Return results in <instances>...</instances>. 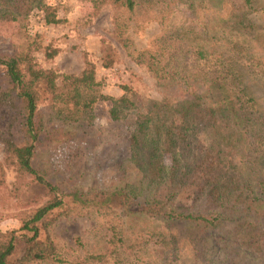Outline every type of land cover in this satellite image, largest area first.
<instances>
[{
    "label": "trees",
    "instance_id": "1",
    "mask_svg": "<svg viewBox=\"0 0 264 264\" xmlns=\"http://www.w3.org/2000/svg\"><path fill=\"white\" fill-rule=\"evenodd\" d=\"M82 1L93 16L113 9V39L150 72L163 98L140 100L130 86L121 98L108 97L93 63L60 85L55 71L37 64L41 37L27 29L36 10L48 25L60 24L56 9L48 0H0V23L18 24L23 42L0 55V113L14 112L5 151L26 181L0 190V223L7 207L21 222L19 230H0V264H188L179 228L199 233L185 245L203 264H264V105L257 95L264 90V0ZM149 21L160 31L138 49L134 35ZM118 59L106 41L103 67ZM103 101L114 122L130 124L138 183L89 190L53 184L34 165L44 132L40 106L64 125L92 124ZM194 173L203 181L199 197L183 206L179 195ZM26 188L39 195L28 200ZM85 217L105 250L91 251L82 239L74 248L52 235L60 220Z\"/></svg>",
    "mask_w": 264,
    "mask_h": 264
},
{
    "label": "rangeland",
    "instance_id": "2",
    "mask_svg": "<svg viewBox=\"0 0 264 264\" xmlns=\"http://www.w3.org/2000/svg\"><path fill=\"white\" fill-rule=\"evenodd\" d=\"M48 3L56 9L57 17L62 22L48 25L45 13L36 10L29 18L27 29L33 37H41V49L35 53L37 64L45 70L55 71L60 76V85L64 76L79 75L88 63H93L106 96L121 98L124 95L123 87L130 86L140 100L163 98V89L150 72L134 63L113 39L112 8L107 7L100 15L93 16L92 5L82 0H48ZM253 19L262 22V17L254 16ZM18 31V24L0 23V55H11L16 47L21 46L23 42ZM159 31L158 22L146 23L134 35L138 49L146 48ZM106 41L119 51L118 62L111 69H105L102 63V50ZM53 51L57 55L48 59L46 53ZM257 95L264 105V90L259 89ZM109 111L110 103L103 101L95 107L92 124L64 125L50 115L47 104H42L40 113L44 132L34 165L45 171L53 184L67 188L108 189L138 183L139 172L130 162V124L127 121L114 122ZM13 114L8 109L0 113V180L5 183L0 190L6 193L26 185V181L18 177L5 151L9 121ZM202 182V177L197 173L189 176L187 186L179 195V203L183 206L193 204L199 197ZM24 191L28 200L39 195L32 188ZM6 209L8 212L4 217L9 216L1 221L0 230L4 233L19 230L21 222L11 216L8 207ZM94 225L95 222L87 217L63 219L52 228L51 233L71 247L76 248L77 240L82 239L89 250L103 251L106 248L105 239L93 232ZM178 234L184 241L183 262L203 264L193 255V247L185 245L190 236H200L199 233L179 228ZM201 236V240L205 241ZM22 249L23 245L20 244L19 254Z\"/></svg>",
    "mask_w": 264,
    "mask_h": 264
}]
</instances>
